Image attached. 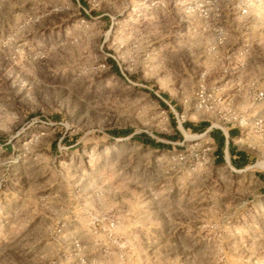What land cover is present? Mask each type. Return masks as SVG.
Returning a JSON list of instances; mask_svg holds the SVG:
<instances>
[{
    "label": "rangeland",
    "instance_id": "1",
    "mask_svg": "<svg viewBox=\"0 0 264 264\" xmlns=\"http://www.w3.org/2000/svg\"><path fill=\"white\" fill-rule=\"evenodd\" d=\"M258 90L264 0H0V264H264Z\"/></svg>",
    "mask_w": 264,
    "mask_h": 264
},
{
    "label": "crops",
    "instance_id": "2",
    "mask_svg": "<svg viewBox=\"0 0 264 264\" xmlns=\"http://www.w3.org/2000/svg\"><path fill=\"white\" fill-rule=\"evenodd\" d=\"M189 130L195 131L198 133H209L212 139L215 142L216 145V153H217V159L224 163L227 159L226 152L228 151L232 161L234 162V165L238 168H244L252 164L253 157L249 155V153L245 150L240 148L236 144V139H238L241 136L240 130L237 128H229V131H231V135L229 133V136H227L222 130L220 129H211L209 126V123L207 121H204L203 123L197 125L192 122H188ZM231 144V150H229V146ZM218 145L220 147V151L217 152ZM261 178V177H259ZM261 181L264 183V176L261 179Z\"/></svg>",
    "mask_w": 264,
    "mask_h": 264
},
{
    "label": "built area",
    "instance_id": "3",
    "mask_svg": "<svg viewBox=\"0 0 264 264\" xmlns=\"http://www.w3.org/2000/svg\"><path fill=\"white\" fill-rule=\"evenodd\" d=\"M255 100L258 101H264V91L258 90L254 92V95L252 97ZM198 110L204 109L207 111H210L214 108L212 104H210V99L207 97L203 92L201 95H199V102L196 105ZM231 127L237 128L240 130L241 135L243 134V131L245 127L247 126V118L244 115H239L238 113H234V116L230 120ZM229 127V128H231ZM229 128H221L227 136H229ZM217 157L214 156V161H216ZM233 170H236L233 166H231Z\"/></svg>",
    "mask_w": 264,
    "mask_h": 264
},
{
    "label": "trees",
    "instance_id": "4",
    "mask_svg": "<svg viewBox=\"0 0 264 264\" xmlns=\"http://www.w3.org/2000/svg\"><path fill=\"white\" fill-rule=\"evenodd\" d=\"M183 126H184L185 129H188V128H189V126H188V122H185V123L183 124ZM229 133H230V135H231V131H229ZM176 136H177L179 139H181V138H182V133H181L179 130H177V131H176ZM144 143L147 144V145L163 146V147H166V145H164V144H160V143H157L155 140H153V139L150 138V137H147V138L145 139ZM229 150H231V144H230V146H229ZM219 151H220V147H219V145H218L217 152H219ZM232 162H233V161H232ZM233 164H234V162H233ZM235 167H236V166H235Z\"/></svg>",
    "mask_w": 264,
    "mask_h": 264
}]
</instances>
